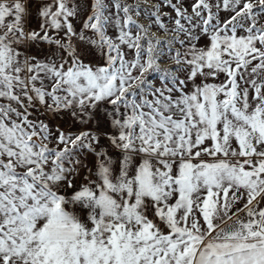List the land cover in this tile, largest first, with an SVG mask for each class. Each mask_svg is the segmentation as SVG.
I'll return each instance as SVG.
<instances>
[{
    "label": "snow or ice",
    "instance_id": "obj_1",
    "mask_svg": "<svg viewBox=\"0 0 264 264\" xmlns=\"http://www.w3.org/2000/svg\"><path fill=\"white\" fill-rule=\"evenodd\" d=\"M0 264H264V0H0Z\"/></svg>",
    "mask_w": 264,
    "mask_h": 264
},
{
    "label": "rangeland",
    "instance_id": "obj_2",
    "mask_svg": "<svg viewBox=\"0 0 264 264\" xmlns=\"http://www.w3.org/2000/svg\"><path fill=\"white\" fill-rule=\"evenodd\" d=\"M152 2H155V0H152Z\"/></svg>",
    "mask_w": 264,
    "mask_h": 264
},
{
    "label": "crops",
    "instance_id": "obj_3",
    "mask_svg": "<svg viewBox=\"0 0 264 264\" xmlns=\"http://www.w3.org/2000/svg\"><path fill=\"white\" fill-rule=\"evenodd\" d=\"M67 127V126H66ZM75 131V129H73Z\"/></svg>",
    "mask_w": 264,
    "mask_h": 264
}]
</instances>
